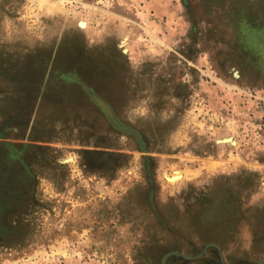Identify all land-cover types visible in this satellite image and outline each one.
I'll return each instance as SVG.
<instances>
[{
  "label": "rangeland",
  "instance_id": "374dc122",
  "mask_svg": "<svg viewBox=\"0 0 264 264\" xmlns=\"http://www.w3.org/2000/svg\"><path fill=\"white\" fill-rule=\"evenodd\" d=\"M261 260L264 0H0V264Z\"/></svg>",
  "mask_w": 264,
  "mask_h": 264
},
{
  "label": "water",
  "instance_id": "95a60500",
  "mask_svg": "<svg viewBox=\"0 0 264 264\" xmlns=\"http://www.w3.org/2000/svg\"><path fill=\"white\" fill-rule=\"evenodd\" d=\"M94 99H95V101L98 103V105L103 109V111L105 112V114L107 115V117L110 119V121L112 122V124H113L115 127L119 128V129H121V130H123V131L129 132V133H135L130 127H128V126H126V125H123V124H122V123H121V122L115 117V115H114L112 109L110 108V106H109L106 102H104V101L98 99L97 97H94ZM103 105H106L107 107H109V111L105 110V108H104ZM223 141H229V138H225ZM230 141H232V140H230ZM255 264H264V260H261V261L255 263Z\"/></svg>",
  "mask_w": 264,
  "mask_h": 264
},
{
  "label": "bare ground",
  "instance_id": "6f19581e",
  "mask_svg": "<svg viewBox=\"0 0 264 264\" xmlns=\"http://www.w3.org/2000/svg\"><path fill=\"white\" fill-rule=\"evenodd\" d=\"M105 110L109 111V107H107L106 105H103ZM179 177V175L176 176V178Z\"/></svg>",
  "mask_w": 264,
  "mask_h": 264
},
{
  "label": "flooded vegetation",
  "instance_id": "af4514ba",
  "mask_svg": "<svg viewBox=\"0 0 264 264\" xmlns=\"http://www.w3.org/2000/svg\"><path fill=\"white\" fill-rule=\"evenodd\" d=\"M88 89V88H86ZM89 91V90H88ZM89 93L91 94V96L94 98L95 96L91 93V91H89ZM99 99V98H98ZM101 100V99H100ZM111 108V107H110ZM103 110V109H102ZM113 111V110H112ZM114 113V112H113ZM116 117V116H115Z\"/></svg>",
  "mask_w": 264,
  "mask_h": 264
}]
</instances>
